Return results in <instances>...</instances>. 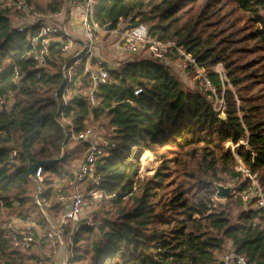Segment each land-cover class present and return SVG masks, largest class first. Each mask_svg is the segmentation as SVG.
<instances>
[{
  "label": "trees",
  "instance_id": "1",
  "mask_svg": "<svg viewBox=\"0 0 264 264\" xmlns=\"http://www.w3.org/2000/svg\"><path fill=\"white\" fill-rule=\"evenodd\" d=\"M28 2L41 11H59L63 5V0L45 6ZM11 15V10H0V97L13 96L0 112V220L3 210L18 209L19 214L32 203L45 229L34 187L29 189L27 165L58 158L42 166L43 195L53 198L55 186L68 193L67 181L87 144L70 146L68 139L60 157L65 133L54 120V92L62 84L61 66L71 58L60 49L65 39L51 41L45 65L38 66L30 53V31L13 27ZM129 16L144 23L151 37L174 39L193 54L217 93L223 92L225 118L202 91L182 90L164 63L148 56L110 71L98 87L96 107L71 87L63 116L75 131L89 119L94 130L107 119L106 136L115 143L95 165L102 187L115 196L101 202L105 210L96 228L74 230L72 263L220 264L218 254L234 250L249 264H264L262 211L244 207L239 193L216 205L211 199L214 183L240 175L228 142L246 141L235 153L264 187V0H95L94 19L100 25L114 28ZM218 63L227 82L213 69ZM15 71L17 83L12 81ZM136 88L141 89L138 95L133 94ZM11 140L18 150L13 161L7 147ZM146 151L161 163L153 175L140 179ZM44 208L53 217L60 209L59 203ZM35 234L34 244L46 242L39 230ZM32 258L39 257L11 248L0 227V261L24 264Z\"/></svg>",
  "mask_w": 264,
  "mask_h": 264
},
{
  "label": "built area",
  "instance_id": "2",
  "mask_svg": "<svg viewBox=\"0 0 264 264\" xmlns=\"http://www.w3.org/2000/svg\"><path fill=\"white\" fill-rule=\"evenodd\" d=\"M94 7L95 0H64V7L59 11H41L35 9L28 0H0V10H11L13 13L11 17L21 20V23L12 26L20 31L26 29L30 31V53L38 66L45 65V55L53 40L65 39L60 47L63 56L68 51H72L71 58L66 59L61 66L62 84L54 92V100L57 103L54 120L63 128L65 140L82 141L87 144V147L78 166L72 170L67 181L68 193L63 192L60 186H55L53 198L47 199L43 195L46 188L43 185L42 165L28 176L34 186V203L40 208L47 224L46 230L41 234L49 248L47 256L51 258V254L57 255L60 264L72 263L73 241L71 236L74 230L81 225L96 228L100 215L104 213L103 208L100 207L101 202L115 196L107 193L102 187L101 176L95 173L97 161L101 160L107 150L115 146V143L106 135L100 136L90 126L75 131L71 121L63 116V107L68 104V93L71 87L78 88L83 92L89 107H96L98 87L108 80L110 71H120L125 66V61L122 59L105 60L95 56L96 43L101 33L117 35L124 51L128 54L143 52L144 56L160 62L170 58L173 60L175 68L180 72H193L204 97L211 102L213 109L218 113L217 115L222 116V119L225 118L223 92L220 95L217 93L210 80L209 72L198 64L193 54L178 45L174 39L158 40L151 37L146 25L132 16L121 17L114 28L105 29L103 25L95 21ZM70 13L75 25L82 30L81 35L73 33L66 24L65 21L69 18ZM75 43H77V47L72 49ZM82 64L81 72L74 79L78 67ZM213 69L222 82L228 81L225 69L221 64H216ZM19 79L18 71H15L12 81L17 83ZM139 93H141V89L133 90L134 95ZM12 102L11 93L0 97V112ZM64 124L67 125V129ZM240 143L241 141L236 144L229 142L230 145L226 146L231 148L234 157L235 148ZM243 144H246V141ZM64 145L60 149V156L63 153ZM7 147L9 160L13 161L18 150L12 140L7 143ZM237 161L236 170L241 173V177L236 188L240 191L243 204L256 207L264 214V187L258 174L246 167L239 158ZM55 203H59L60 209L53 217L47 213L44 207ZM0 224L13 249L25 253L33 247L35 230L39 227L35 215L15 216L3 210ZM219 262L220 264H249L244 255L234 250L221 252ZM40 264L48 263L45 261Z\"/></svg>",
  "mask_w": 264,
  "mask_h": 264
},
{
  "label": "rangeland",
  "instance_id": "3",
  "mask_svg": "<svg viewBox=\"0 0 264 264\" xmlns=\"http://www.w3.org/2000/svg\"><path fill=\"white\" fill-rule=\"evenodd\" d=\"M40 1L42 2L40 5L41 6H45V3H46L45 0H40ZM19 23H21L20 19L12 17V25L13 24H19ZM100 38H101L102 41H108V42L113 41V44L119 46L120 49H122L121 47H123L120 39L115 34L104 32V33L100 34ZM120 52H122V55L123 54L127 55V57L125 59H122V61L124 60L125 62H126V60L140 59L141 57H144V53L143 52H139V53H136V54H128L125 51L123 52L122 50H120ZM94 54H95V56H98V55H96L95 51H94ZM66 55H67L66 57H69V56L71 57L72 51H68ZM98 57H101V58L105 59L102 56H98ZM105 60H107V59H105ZM165 67L179 81L182 90H184V91H190V90H199V91H201L199 86H198V83H197V81L195 79V75H194L193 72L183 73V72H180L178 69L174 68L172 65H170L169 67H167L165 65ZM262 92L264 93V87L262 88ZM263 102H264V100H263ZM92 122L93 121H91L90 119L87 120L86 121V126H90V127L93 128L94 126L92 125ZM97 126L98 127L95 128L96 133H98L100 136H105L106 133H107V119H103V121L101 123H99ZM12 141L15 144V141L14 140H12ZM244 141L245 140H241V143H244ZM74 142H76V141H73V142L70 141V146L75 145ZM228 143L226 144V146L230 145ZM81 158H82V156H81ZM237 158H238V156L235 154V159H236V162L238 163ZM160 163H161V160H160L158 155H155V154H153V153H151L149 151L144 152L142 157H141V169H140V172H139V178L140 179H142V178L143 179H147V177H150L151 175H153V173L159 167ZM235 171H237L236 167H235ZM237 172H239V171H237ZM240 177H241V173H240V175H237L233 179H229V178H226L224 176L223 177L224 181H222L220 183H214V186H215L216 190H217V185L218 184H221V185H224V186H230L231 187L230 194H236V193L240 194L239 189L236 188L237 185H238V182L240 180ZM33 187H34L33 184L29 183L30 191L33 190ZM230 194H228V195H230ZM225 198L218 197L216 195V192H215V194L212 196L211 199H212L213 205H216L218 202H224ZM29 205L30 206L27 207L28 209L26 208V209L22 210L19 214H17V211L19 212L18 209H16V211L15 210H13V211L6 210V213H11L12 215H15V216H17V215L18 216L35 215L37 217V215H38L37 209L33 208L32 203H30ZM100 207H101V204H100ZM244 207H246V206L244 205ZM98 208H99V206H98ZM103 210H105V209L103 208ZM53 212L55 213L57 211L54 210ZM194 217L197 218V216H194ZM37 230H39V233H40L38 235H41V233L43 234L46 229H43V227L40 228V225H39ZM48 250H49V248H48V245H47L46 242H44V244H41V242H37L36 244L33 245V247L29 251H27L25 253H21V252H19V253H20V255H34V257H39V258H32V259H29V260L26 259V260H24L25 261L24 264H40V262L41 263H45V261H47L48 264H60V261L58 260V256L57 255L51 254V258H48V256H47V252H49ZM224 251H222V252H224ZM217 259L219 261L220 254H218ZM0 264H11V263H9V262L5 263L3 261H0ZM71 264H73V263H71ZM77 264H80V263H77ZM81 264H84V263H81Z\"/></svg>",
  "mask_w": 264,
  "mask_h": 264
},
{
  "label": "crops",
  "instance_id": "4",
  "mask_svg": "<svg viewBox=\"0 0 264 264\" xmlns=\"http://www.w3.org/2000/svg\"><path fill=\"white\" fill-rule=\"evenodd\" d=\"M35 2L39 3V5L42 3L40 0H34ZM51 0H45V5H47V3H49ZM62 7H64V0H63V5ZM61 7V8H62ZM72 14L70 13V16L68 19H66V24L69 27V29L73 32L76 33L77 35H81L82 34V30L80 29V27H78L77 25H75V23L73 22V20L71 19ZM77 47V43L74 44V46L72 47V49ZM121 47V46H120ZM122 49L119 48V46L113 44V41L108 42V41H102L100 38V35L98 37V41L96 43V47H95V53L98 56H102L107 60H115V59H125L127 57V55L123 54L122 52H120V50H122L124 52L123 47H121ZM120 49V50H119ZM120 53V54H119ZM167 67H169L170 65H172L174 68V64H173V60H171L170 58H168L167 60H165L163 62Z\"/></svg>",
  "mask_w": 264,
  "mask_h": 264
},
{
  "label": "water",
  "instance_id": "5",
  "mask_svg": "<svg viewBox=\"0 0 264 264\" xmlns=\"http://www.w3.org/2000/svg\"><path fill=\"white\" fill-rule=\"evenodd\" d=\"M104 28L110 29V24L109 23L105 24ZM220 118H223V117L220 116ZM65 142H66V140L63 141V145L65 144ZM57 159L58 158H50V159H44V160L29 162L27 165V175L29 176L38 166L48 165V164L56 161ZM230 190H231L230 186H224V185L218 184L217 190H216V195L218 197L225 198L228 194H230ZM61 252H62V250L60 251V255H61Z\"/></svg>",
  "mask_w": 264,
  "mask_h": 264
}]
</instances>
